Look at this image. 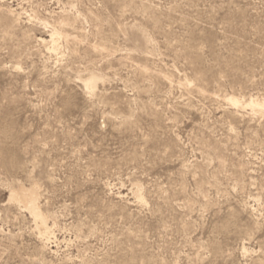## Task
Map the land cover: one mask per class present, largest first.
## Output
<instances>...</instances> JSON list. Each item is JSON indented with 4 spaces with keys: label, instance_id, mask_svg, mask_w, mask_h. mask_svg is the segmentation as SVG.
I'll use <instances>...</instances> for the list:
<instances>
[{
    "label": "rangeland",
    "instance_id": "1",
    "mask_svg": "<svg viewBox=\"0 0 264 264\" xmlns=\"http://www.w3.org/2000/svg\"><path fill=\"white\" fill-rule=\"evenodd\" d=\"M250 99L264 0H0V264H264Z\"/></svg>",
    "mask_w": 264,
    "mask_h": 264
},
{
    "label": "bare ground",
    "instance_id": "2",
    "mask_svg": "<svg viewBox=\"0 0 264 264\" xmlns=\"http://www.w3.org/2000/svg\"><path fill=\"white\" fill-rule=\"evenodd\" d=\"M59 28H63V27L59 26ZM50 33L51 34L48 37H49V39L51 41V45H52V43L55 42L56 37L60 36L62 33H61V30H59V29L58 30L57 29H53V31L50 32ZM58 39H57V41H58ZM40 41L46 42L45 39H42ZM96 85H97V78L96 77H90L87 80H85V87L88 90L92 91V92L95 90ZM228 101L231 104L237 105V106L238 105L240 106V105L244 104L238 98H235V97H229ZM249 105L252 107V111H254V112L258 111V112L264 114V104L254 100V99H250ZM11 201L14 202L15 204H17L18 208H19V206L23 205L24 208L28 209L29 212L32 214V217L35 218L37 226L40 229V235H42L43 237H47V235L49 233L48 232V227H47V218L41 212V210L39 208V205H38L39 202H38V198H37V189L36 188H31V189L27 190V189L22 188V187L21 188H17L16 190H13L11 192ZM44 239H46V238H44ZM46 244H48V243H46Z\"/></svg>",
    "mask_w": 264,
    "mask_h": 264
}]
</instances>
